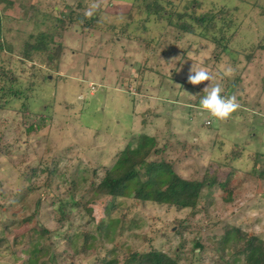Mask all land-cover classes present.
Instances as JSON below:
<instances>
[{
	"label": "rangeland",
	"instance_id": "obj_1",
	"mask_svg": "<svg viewBox=\"0 0 264 264\" xmlns=\"http://www.w3.org/2000/svg\"><path fill=\"white\" fill-rule=\"evenodd\" d=\"M37 1L0 0V264H123L148 250L246 264L245 241L264 242V0ZM94 3V30L80 19L60 40V13ZM40 31L51 52L19 61ZM55 45L61 58L45 65ZM192 64L212 80L187 83ZM207 83L236 96L227 119L201 108ZM144 135L159 149L148 162L203 182L195 208L136 201L132 188L95 196Z\"/></svg>",
	"mask_w": 264,
	"mask_h": 264
},
{
	"label": "trees",
	"instance_id": "obj_2",
	"mask_svg": "<svg viewBox=\"0 0 264 264\" xmlns=\"http://www.w3.org/2000/svg\"><path fill=\"white\" fill-rule=\"evenodd\" d=\"M161 8L156 7V10L150 14H157ZM65 10V9H64ZM64 10L60 13L61 19H57V25L60 27H53L61 33L67 25L78 23L80 19L85 20L83 23L90 30H94L93 24L100 18V14L93 13L91 17L82 18L75 8H69L67 14ZM55 12V11H54ZM95 12V11H94ZM48 16L46 20L49 18ZM45 20V21H46ZM69 23H67V21ZM198 21V20H197ZM203 22L202 19L198 21L199 24ZM184 33H194L191 24H181L178 26ZM58 33V32H57ZM34 40V44H28L26 50L21 55V60H30V55L33 53H50L53 46V37L50 34L40 31L35 36L29 37ZM54 55L49 54L46 57V64L52 60L59 61L62 54V46L55 45ZM51 60V61H50ZM22 62V63H23ZM36 67V66H35ZM34 78V77H33ZM39 121H44L40 115ZM33 125L28 127L29 130ZM159 149L154 138H149L144 135L139 139L135 148L128 145L120 154L115 164L111 169L106 170L103 178L95 187V196H108L113 201L117 198L127 197L130 193L128 191L132 188L133 198L140 202H153L157 205H167L169 207H176L178 209H193L197 205L202 190L204 189L203 182L187 181L178 176L172 168L163 161L148 162L151 155H157ZM137 167H144L143 181L140 180V174L136 170ZM133 185V187H131ZM237 233H239L237 231ZM225 238L223 239V241ZM222 241V242H223ZM196 249H201V246L196 241ZM244 255L246 264H264V242L255 237L248 238L245 245L238 252ZM103 264H117L116 261L104 262ZM123 264H180L177 260L169 257L163 252L156 250H148L142 253H131L123 262Z\"/></svg>",
	"mask_w": 264,
	"mask_h": 264
},
{
	"label": "clouds",
	"instance_id": "obj_3",
	"mask_svg": "<svg viewBox=\"0 0 264 264\" xmlns=\"http://www.w3.org/2000/svg\"><path fill=\"white\" fill-rule=\"evenodd\" d=\"M98 7L99 4H92L85 15L91 17ZM230 71L231 70L229 69V72ZM211 80L212 76L206 69L197 67L193 64L189 68L187 83L196 86L204 82H210ZM202 91L204 95L200 99V106L216 119H227L240 107L235 95L230 97L221 96L223 89L219 84L207 83Z\"/></svg>",
	"mask_w": 264,
	"mask_h": 264
},
{
	"label": "crops",
	"instance_id": "obj_4",
	"mask_svg": "<svg viewBox=\"0 0 264 264\" xmlns=\"http://www.w3.org/2000/svg\"><path fill=\"white\" fill-rule=\"evenodd\" d=\"M10 2L12 1V0H9ZM36 2H38L37 0H36ZM8 3V2H7ZM14 4H17L18 6H19V4L18 3H13V5ZM12 5V6H13ZM32 6V5H31ZM11 7V5L9 6V8ZM55 8V7H54ZM11 9H8V11H10ZM49 12V11H48ZM0 13H1V16L2 17H5V16H3V11H1L0 10ZM28 13H31V9L29 10H27V12H26V15L28 14ZM26 15H23V17H25ZM7 19H11V18H8V17H6ZM3 20H5V19H3ZM11 21H12V19H11ZM11 21H9V24L11 23ZM1 24V23H0ZM28 25V24H27ZM1 26V25H0ZM7 26V25H6ZM30 26V25H29ZM57 27V26H56ZM1 28V27H0ZM29 29V28H28ZM87 29H89V28H87ZM90 30V29H89ZM63 35V34H62ZM29 37V36H28ZM62 39V37L60 38V40ZM28 65H32V66H37V64H35V62H30V60L29 61H27V60H24Z\"/></svg>",
	"mask_w": 264,
	"mask_h": 264
},
{
	"label": "built area",
	"instance_id": "obj_5",
	"mask_svg": "<svg viewBox=\"0 0 264 264\" xmlns=\"http://www.w3.org/2000/svg\"><path fill=\"white\" fill-rule=\"evenodd\" d=\"M206 124H209V122H206Z\"/></svg>",
	"mask_w": 264,
	"mask_h": 264
}]
</instances>
